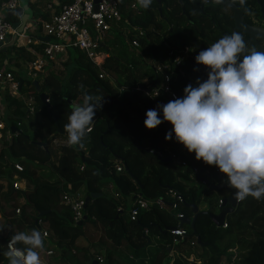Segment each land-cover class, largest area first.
<instances>
[{
	"label": "trees",
	"instance_id": "16d2710c",
	"mask_svg": "<svg viewBox=\"0 0 264 264\" xmlns=\"http://www.w3.org/2000/svg\"><path fill=\"white\" fill-rule=\"evenodd\" d=\"M57 1L61 6L71 0ZM179 1L159 0L158 4L152 0L148 9L141 8L136 1L138 14L126 8L129 2L125 4L124 0L121 1V20L118 26H115L116 29L110 31L115 35L111 45L116 54L110 53L103 41L109 33H106L102 45L98 48V51L107 54L100 68L109 74L111 72L112 83L107 79L98 78L97 66L91 63L83 52L73 47L66 48L67 59L60 64L61 68H52L42 75L39 88L40 92L46 94V104L39 101L30 79L19 76L13 67L9 71L5 70L11 73L14 81L22 80V83H26V89L20 87L19 93L31 96L35 106L28 112L22 100L11 96L7 89L0 91L5 129L10 130V126L19 124L20 130L8 141L3 135L5 129L0 131V181L5 183L3 186L0 182V263H4L6 259L5 243L12 235L43 228L48 232V240L40 252L42 264H85L90 257L93 259V256L99 253L98 249L105 251V259L101 264L127 263L126 260L120 259V256H116L114 251H119L118 255L133 252L134 258L140 261L137 264H142L146 257L138 252L145 253L148 250H151V254L147 257V264H158L160 256L167 254V249L171 248L172 239L169 232L163 234L161 231L166 227H176L178 222L171 214L156 208L139 212L135 220H130L128 211H116L118 199L115 200L108 193L107 185L122 199L136 191L144 198L162 197L165 203L173 200L168 194L171 190L181 195L185 203L197 205L200 200H206L208 211L217 212L218 201L223 197L213 194V190H206L203 184L186 187L178 182L179 175L188 180V175L192 173L191 164L182 168L170 160L164 162L156 155L158 152L164 156H168V153L182 155L189 163H193L200 174L201 170L208 166L197 161L195 153H189L182 144L176 142L174 132L171 141L165 140L166 134L172 132V125L163 121L162 110L161 125L153 130H147L144 126L146 112L158 109L155 101L146 93L147 85H157L161 79L154 68L148 66V62L164 63L179 57L182 48L188 49V54L180 57L178 65L170 66L171 79L180 76V69L184 70V76L178 77V80L175 78L171 83L172 89L178 98H181L182 92L188 86L186 76L191 73L193 67L197 71L196 76L203 82L208 77L209 69L198 65L194 60L199 52L223 36L236 31L228 10L206 2L201 12L200 0ZM231 1L236 5L240 4V0ZM250 5L264 7V0H245L242 5L246 9L243 19L248 24V12L250 13L252 8ZM59 6H56L54 11H57ZM30 7L36 23L48 20L47 10L42 11L43 8L35 4ZM208 9H213L210 16L207 15ZM3 17L11 23L16 20V17ZM124 20L129 24L126 33L120 29L124 27ZM162 21L166 22L165 27H162ZM132 26H138L143 31L141 36L136 37L137 49L124 45V41L128 43L137 36ZM38 27L40 28V25ZM43 45V42H40L38 46L32 47L35 52L39 48L38 52H42ZM11 51L17 55L8 58V64L12 63L18 67L19 60L24 61L25 66L34 62L35 57L31 52L23 50L20 46H12L5 53H0L2 69H6L3 56H7ZM46 64L53 65L49 62ZM42 67H33L32 71L40 74ZM80 85L84 86L88 94L104 97L103 106L97 109L94 117L91 132L84 139L85 150L82 151L83 148L79 146H50L52 138L68 139L64 126L71 114L70 103L83 102ZM33 141L44 144L36 145ZM164 147L168 148L167 153L163 152ZM115 159H120L124 166V170L118 174L112 167ZM14 163L21 166V171L13 167ZM49 165L54 171L53 182L36 174L38 169ZM79 165L82 166L81 170ZM210 167L212 169L213 166ZM14 175L25 181V189L11 188ZM204 178L209 179L208 176ZM225 178L223 175L224 180ZM225 181L227 182V178ZM80 188L84 197L89 193L102 195L87 202L82 210L86 218L77 224L72 221L70 209L60 203V196L64 190L75 191ZM18 199H22V202L18 203ZM177 206L183 216H191L190 210L184 205L178 203ZM40 211L44 213L38 215ZM224 224L225 227H215L207 215H197L193 229L200 244H197L195 237L191 235L189 226L182 224L180 227L188 232L175 249L176 255L187 258L192 254V264H229L231 261V264H264V198L256 200L249 196L243 201L239 200L236 207L225 215ZM143 230L152 237L157 236L152 248H149L151 244L146 243L147 235L143 236ZM98 231H102L101 235L99 233L100 236L92 242V236ZM50 238L57 240V244L64 245L62 254L53 260L48 259L44 253L45 249L51 247L48 245ZM80 238H83L89 247L94 248L93 256L88 249L77 244ZM197 246H201L198 251ZM17 247L23 245L18 244ZM144 247L148 249L143 250ZM234 250L236 255L233 254ZM113 256L114 260L110 263ZM185 258L176 256L173 264H191L185 261Z\"/></svg>",
	"mask_w": 264,
	"mask_h": 264
},
{
	"label": "clouds",
	"instance_id": "9594fccd",
	"mask_svg": "<svg viewBox=\"0 0 264 264\" xmlns=\"http://www.w3.org/2000/svg\"><path fill=\"white\" fill-rule=\"evenodd\" d=\"M137 3L148 9L152 0ZM195 60L209 69L207 79L197 80V87H185L183 98L148 110L144 126L153 130L163 121L170 123L166 141L174 132L176 142L195 153L197 161L217 167L236 199L260 200L264 198V51H249L241 32L234 31L200 51ZM80 89L83 102L71 105L64 131L70 146L83 148L104 97L88 94L83 85ZM45 235L37 229L12 235L4 253L8 264H42Z\"/></svg>",
	"mask_w": 264,
	"mask_h": 264
},
{
	"label": "built area",
	"instance_id": "2783aa9c",
	"mask_svg": "<svg viewBox=\"0 0 264 264\" xmlns=\"http://www.w3.org/2000/svg\"><path fill=\"white\" fill-rule=\"evenodd\" d=\"M122 0H100L96 3V8L94 10V4L92 0H71L68 4H63L59 6L57 11L51 9V6H47V9H51L49 18L47 21H44L40 24V29L43 32L47 41L43 42L42 47V59L39 58L34 62L28 64V69L32 70L33 67L39 69L46 62H52L54 58L60 54L63 50L68 47H73L83 52L85 57L95 66H97L98 78L107 79L109 82H113L111 75L100 68L105 55L102 51H98V48L102 45V40L104 39L106 33L109 31L112 25H116L121 20L120 15V3ZM17 6V0H3L0 1V10L4 9L6 11H11ZM126 8L133 10L138 14V11L135 8V2L130 1ZM123 24L128 26V22L125 20ZM137 33V36L133 37L129 44L133 47L138 46L136 37L141 36L143 31L141 29L133 28ZM23 32L17 33L12 28V23L3 16H0V42L6 40L7 35H15L18 37H23ZM25 37V36H24ZM27 41L28 38L25 37ZM29 41H27L28 43ZM101 44V45H100ZM211 46V44L209 45ZM208 46V47H209ZM187 51V50H186ZM182 48V52H186ZM180 61L179 57L172 59L174 65H178ZM165 71H169L167 65L162 66ZM163 73V80L159 85L152 87L148 94L150 98L155 101L157 107L167 104L169 101L177 99L178 96L175 91L172 89L170 73ZM18 83L13 80L10 72L2 70L0 68V91L7 89L11 93H16ZM154 86V85H153ZM33 98L28 96L25 107L28 112H31L32 106L31 102ZM47 101V99H46ZM18 125V124H17ZM4 126L0 122V130ZM9 134L8 130L5 131V135ZM53 145H61L63 142L56 139H51ZM174 157V155H171ZM181 165H184V162H180ZM13 167L17 171H21V166L17 163L13 164ZM113 168L115 172H120L123 169L122 162L115 160L113 162ZM213 174L216 177L223 178V174L219 169L213 166ZM19 187L16 181L11 182V188L17 189ZM172 201L165 203L163 199L157 198L151 201H147L140 196H136L131 202L128 208V217L130 220H135L139 212L149 211L151 208H156L160 211H165L166 213L171 214L176 220L182 218V213L179 212L177 204L180 203V199L176 193L171 192ZM238 199L236 202L238 203ZM218 201V205H219ZM60 203L67 206L71 211V217L73 222H78L81 220L83 215L84 208V196L77 191H66L62 192L60 196ZM17 212V209L15 210ZM222 227H225L223 222ZM42 234L45 235V241L48 240V232L45 229H40ZM172 235L171 243L172 246L176 245L177 239L181 242L187 231L181 227H173L168 230ZM10 240L6 241L5 247L7 251V245ZM192 244V243H190ZM178 246V245H176ZM5 251V252H6ZM45 255L49 256L52 254V250L45 249ZM95 260L97 263H102V258L96 256Z\"/></svg>",
	"mask_w": 264,
	"mask_h": 264
},
{
	"label": "crops",
	"instance_id": "0c3cea01",
	"mask_svg": "<svg viewBox=\"0 0 264 264\" xmlns=\"http://www.w3.org/2000/svg\"><path fill=\"white\" fill-rule=\"evenodd\" d=\"M0 1H3V0H0ZM31 4H35L37 7H39V8H43L42 9V11L45 9V10H47L48 12H49V14L51 13V9H54L56 6H58V5H60L59 4V2L57 1V0H50V1H48V0H17V7H19L20 9H21V11H22V13L25 15V17H26V15L27 16H29V23L28 22H26L25 24H24V28L21 30V32H23L22 34H23V37H18V36H15V39H14V42L12 43V44H10V42L12 41V36L13 35H7V37H6V44L5 45H3L2 47H0V53L1 54H3V53H5L7 50H9L12 46H20V47H22L23 48V50H26V51H28L29 53L31 52V54H32V56H34L35 57V59H34V61L35 60H37V59H39V58H41L42 59V52H38L39 50H40V48L35 52V48L34 47H32V46H38L39 44H40V42L41 41H47L46 40V37L44 36V34H43V32L41 31V29L38 27V25H40L39 23H36V19L34 18V16H33V14H32V9H31V7H30V5ZM51 6V9H47V6ZM1 11V10H0ZM6 15V14H5ZM1 16V15H0ZM4 16V15H3ZM16 20H18L17 19V17H16ZM13 22H15V21H13ZM12 22V23H13ZM127 22V21H126ZM128 26H129V24H128ZM124 27L126 28V30H127V25H125L124 24ZM133 28H137V29H140L138 26H132V29ZM142 30V29H141ZM134 31V30H133ZM27 37L28 38V40L27 41H29L28 43H27V41L25 40V37ZM18 41H20V43H18ZM130 47H132L131 45H130ZM132 48H135V49H137L138 48V46L137 47H132ZM181 51H182V49H181ZM104 53V52H103ZM186 54H188V50L185 52V54L183 53V52H181V55L179 56V58L180 57H182V55L184 56V55H186ZM190 54H192V53H190ZM17 54H16V52H14V51H11V52H8V56H3V63H4V65H5V68L6 69H2V70H10V69H13V68H15L16 70H17V74L19 75V76H22V78H24V76L25 77H31L32 79H34V78H36L37 77V75L38 74H36L34 71H32V70H30V69H28L29 67H28V65L27 66H25V64L23 63L24 61H22V60H19V66L18 67H15L14 65H12V63H9L8 64V62H7V59L8 58H10L11 56H16ZM104 55H105V57H107V54H105L104 53ZM56 58H57V62H50V63H52L53 65H50V64H44L43 66L44 67H42V69L44 70V68L45 67H47V68H45V69H48V70H51L52 69V66H60V64L62 63V62H64L66 59H67V49H65V50H63L60 54H58L57 56H56ZM194 59V58H193ZM104 60V59H103ZM195 60V59H194ZM103 62V61H102ZM29 64V63H28ZM23 65V66H22ZM165 65H167L168 67H169V73H170V75H172V72H171V70H170V66L171 67H173V63H172V59L171 60H167V61H165L164 63H162V62H148V66L149 67H153L154 68V71L155 72H157L159 75L158 76H160L161 77V79H160V82L163 80V73L164 72H167V71H165L164 69H163V67L162 66H165ZM57 66V67H58ZM174 66H176V65H174ZM13 67V68H12ZM51 67V68H50ZM47 70V71H48ZM7 71V72H8ZM179 72L181 73L180 74V76H175L174 78H170V80H171V83H173V81L175 80V78H177V80H178V77H183L184 76V70H182V69H180L179 70ZM24 73V74H23ZM44 73H46V71L44 72ZM43 73V74H44ZM110 74H111V72H110ZM114 74V73H113ZM183 75V76H182ZM42 76V75H41ZM112 77V76H111ZM112 79H113V77H112ZM36 80V79H35ZM36 82L37 83H39V81L38 80H36ZM160 82L157 84V85H159L160 84ZM18 83V82H17ZM152 85H154V86H152ZM151 86H150V84L149 85H147V88H148V90L146 91V93H148V91H150V89L152 88V87H155V86H157V85H155V84H152ZM22 88V89H26V83L24 82V83H22V80H21V83H20V86L18 87L17 86V91H15L16 93H14V94H12L11 92H9V93H11L10 95L11 96H14V97H16V98H19L20 100H22V102L24 103V104H26V101H27V98H28V96H25L24 94H22V93H19V88ZM24 96V97H23ZM184 97V92H182V95H181V98H183ZM71 105L72 104H75L74 102H71L70 103ZM70 105V106H71ZM31 106H32V109H34L33 107L35 106L34 105V99H33V101L31 102ZM3 109H4V106L2 105V104H0V122H1V124H3V126L5 125L4 124V122H3V120H4V116H3ZM18 126H19V124L17 125H15L14 127H16L17 129H18ZM5 129V126H4V128L3 129H1L0 131H2V130H4ZM6 130H8V129H5L4 130V138L8 141L9 140V138L13 135V134H15V133H19L20 132V130H19V132H13L12 134L10 133V130H8V132H9V134H7V135H5V131ZM53 139V138H52ZM54 139H56V138H54ZM56 140H58V141H61V142H63V144H61V145H64V146H68L69 144H68V142H67V140H59V139H56ZM50 146H55V145H53L52 143H51V141H50ZM56 146H58V145H56ZM60 146V145H59ZM85 149L83 148L82 149V151H84ZM167 151H168V148L167 147H164L163 148V152H166L167 153ZM158 157H160L161 159H163V161L164 162H166L167 160H166V158H170V161L173 163V164H176V165H179L180 167H182V168H186L188 165H190V167L192 168V173H190L189 175H188V180H190V181H193L194 182V179H196V173H198V175L199 176H201V177H205V176H203V175H201L196 169H195V167L193 166V163H189V160H187V159H184V157L182 156V155H180V156H177V155H174V154H169L168 153V156H164L163 154H161V153H157L156 154ZM171 155H174V157H171ZM115 160H119V161H121L120 159H115ZM114 160V161H115ZM113 161V162H114ZM181 161H183L184 162V165H181L180 164V162ZM113 162H112V167H113ZM122 162V161H121ZM122 165H123V163H122ZM81 165H79V169L81 170ZM124 170V166H123V169H122V171ZM122 171H120V172H116L117 174L118 173H121ZM214 175V174H213ZM215 175H214V177L213 178H211L212 180H210L211 181V183L213 184V183H215ZM16 178H18L16 175H14L13 177H12V179L13 180H17ZM225 180H226V178H225ZM18 181H19V183H18V185H19V187L17 188V189H21V190H23V189H25V186H26V184H25V181L23 180V179H21V178H19L18 179ZM183 181V180H182ZM179 178H178V182L179 183H181L182 185H186V187H189L190 185H195V186H197L196 184H194V183H192V184H189V182L188 181H184V182H182ZM131 182V181H130ZM134 181L132 180V182L131 183H133ZM226 183H228V182H226ZM199 184H201V183H199ZM204 185V184H203ZM67 186V185H66ZM205 187H206V190H208L209 188L205 185ZM113 190L114 189H112V187L110 186V185H107V191H108V193H110L111 194V196L113 197L114 196V199L116 200V199H118V201H117V206H116V211L117 212H122V211H128V205L130 206V204H131V202L134 200V198L136 197V196H140V197H142V198H144V196L143 195H141V193H139V192H136V191H134L132 194H129L125 199H122L121 197H120V195L118 196L115 192H113ZM66 191H68V190H64V192H66ZM75 191H77V192H79L80 194H82L83 195V193H82V188H80V189H78V190H75ZM171 190H169V192H168V194H169V196L171 197ZM215 192V191H214ZM101 194V193H100ZM109 194V195H110ZM177 195H179L178 193H176ZM102 195V194H101ZM226 195V192H225V194L224 195H222L221 197H224ZM84 196V195H83ZM181 196V195H180ZM158 198H160V199H162V197H158ZM145 200H147V201H151V200H154L153 198L151 199V198H144ZM155 199H157V198H155ZM21 200V199H20ZM122 205H124V207L122 206ZM208 208V203H207V201L205 200H200L198 203H197V210L198 211H202V210H206ZM144 230H146V229H144ZM143 230V232H142V234H143V236H145V235H147L146 236V243H149V244H151V247H149V248H152V246L155 244V238H157V236L155 235L154 237H151V238H149V235H148V233L146 232V231H144ZM100 232H102V231H98L97 232V234L96 235H94V236H92V238H96L97 239V237L98 236H100L101 235V233ZM162 232V231H161ZM99 233H100V235H99ZM85 243H86V241H85ZM82 246H84L86 249H88V251H89V253H90V250H93L94 248H92V247H89V244L88 243H86L85 245H82ZM177 248V246L175 245V246H173V249L172 250H169V249H167V254H164V255H162V256H160L161 257V259L160 260H158V256H159V254L156 256V258H155V260L157 261L158 260V264H173V261H174V258H176L175 257V255H176V253H175V249ZM144 249H148V248H143V250ZM142 250V251H143ZM94 251V250H93ZM96 253V252H95ZM139 253V255H144L145 256V254L148 256V254H151V250H148V251H146L145 253L143 252H138ZM96 256H100L101 258H102V261H103V259H104V256H103V254H99V253H97V254H95ZM125 255H127V253H123L121 256H120V259H122V260H124V256ZM47 256V255H46ZM96 256H93V259H95V257ZM178 256V255H177ZM182 257H184L183 255H181ZM126 257H128L130 260H132L133 261V264H135V263H139L140 261L138 260V259H135L134 258V254H133V252H128V256H126ZM185 258V257H184ZM193 258H194V256L192 255V254H190L187 258H185L187 261H190V259H192L193 260ZM128 260V259H127ZM126 262V261H125ZM0 264H8V260H7V258L5 259V261H4V263H0ZM101 264V263H100ZM125 264H127V263H125Z\"/></svg>",
	"mask_w": 264,
	"mask_h": 264
},
{
	"label": "water",
	"instance_id": "95a60500",
	"mask_svg": "<svg viewBox=\"0 0 264 264\" xmlns=\"http://www.w3.org/2000/svg\"><path fill=\"white\" fill-rule=\"evenodd\" d=\"M99 1L100 0H92V2L94 4V10L96 8V3H98ZM133 1L136 2L137 0H133ZM155 1L159 4V0H155ZM177 2L179 3L180 1L177 0ZM206 2H211L212 4H214L218 7H221V8L228 10L230 13V19L232 21L233 28L236 31H239V32L243 33L245 36H247L248 41L251 44L256 45L257 43H259L260 44L259 47L264 49V35H263L264 30L262 28H260L259 26L250 25L244 21V19H243L244 8L241 4L236 5L231 0H200L199 9L201 12L203 9V5ZM159 11H160V8L158 7V12ZM6 16L8 18L17 17L18 20H15V22L12 23V28L17 33L21 32V30L24 28V24L26 22L29 23V21H28L29 16L26 15V17H25V15L22 13V11L19 7H16L11 11H7ZM14 39H15V35L12 36V41L10 42V44H12L14 42ZM47 39L48 38H46V40ZM5 44H6V40H4L3 42H0V47H2ZM20 83H21V80H19V82H18V87L20 86ZM31 85L33 86L34 92L37 94L39 101L46 104L48 102V101H46V94L40 92V88H39V85L36 82V80H31ZM54 124L56 126V131H58V127H57L55 122H54ZM9 129H10L11 134L13 132H19V130L14 126H10ZM33 143L36 145H43L44 144L43 142H40V141H33ZM166 160L169 161L170 158L168 157V158H166ZM195 175H196L195 180L201 184L206 185L210 190L217 192L221 189H224L226 191V195L219 202L218 209H217L216 213H211L208 211V209H206L205 211L204 210L198 211L196 204L185 203L183 200V197L180 195H177L180 199V203L182 205H184V207L188 208L191 212V216H182V218L177 219V221H178L177 227H180L182 224L188 225L189 228L191 229V235L195 237V241L197 242V244H200V240H199L198 236L195 234V230L193 229V224H194L196 216L199 214H205L212 221V223L215 225V227H220V226H222V224L224 222L225 215L227 213L231 212L236 207L237 202H236V198H235V190L232 189L230 186H228V183H226V181L223 178L221 179L220 177H215V183L212 184L210 179L201 177L198 175V173H196ZM6 179L9 180L7 177H6ZM100 196H101L100 193H89L88 195H86L84 197V208L86 207V204L90 199L100 197ZM43 213H44V211H40L38 215H41ZM85 218H86L85 215H82L81 220L76 222V223L80 224L81 221L84 220ZM172 228L173 227H166L162 230V233L164 234L166 231H168ZM179 257L184 259L181 255H179ZM185 261H187V260H185ZM187 262L192 264L191 261H187ZM85 264H97V261L90 257L85 262Z\"/></svg>",
	"mask_w": 264,
	"mask_h": 264
},
{
	"label": "rangeland",
	"instance_id": "374dc122",
	"mask_svg": "<svg viewBox=\"0 0 264 264\" xmlns=\"http://www.w3.org/2000/svg\"><path fill=\"white\" fill-rule=\"evenodd\" d=\"M131 0H124V3L125 4H127L128 2H130ZM136 4V3H135ZM212 11H213V9H208L207 10V14H210V13H212ZM6 10H4V9H1V11H0V15L1 16H3V15H5L6 14ZM184 22L185 23H188V22H186V20H184ZM183 22V23H184ZM166 22H164V21H162V27H165V25H167V24H165ZM185 25V24H184ZM116 25H112L111 27H112V29H110L107 33H109V36L105 39V40H103L104 42H105V44H106V48L108 47L109 48V52L111 53H114V54H116L115 53V51L112 49V43L114 42V36L115 35H113V33L112 32H110L111 30H113V29H116V27H115ZM117 26H118V24H117ZM124 33H126V28H124V27H121L120 28ZM113 36V37H112ZM18 43H20V41H18ZM124 45H125V47H130V45H129V42L127 43V42H125L124 41ZM131 48V47H130ZM184 50L186 51V50H188L187 48H184ZM8 56V55H7ZM57 60V58L55 57L54 58V60L52 61V62H57L56 61ZM23 66V65H22ZM58 66V65H57ZM55 66L54 65V67H52L53 69L52 70H55L54 68H61V66ZM1 68V67H0ZM45 68H47V67H45ZM44 68V70L42 71V73H40V74H38L37 75V77L36 78H34V79H32L31 77H25L24 76V79L25 78H27V79H30V80H38L39 81V83H38V85L40 84V82H41V80H42V76L41 75H43V73L45 72V71H47L48 69H45ZM51 68V67H50ZM3 69H4V67H3ZM195 68L193 67V69H192V71H191V73H189V74H187V76H186V79H187V81H186V83L189 85V84H191L193 87H197L198 85H197V80H199L200 82H203L198 76H196V70H194ZM24 74V73H23ZM9 94H11V93H9ZM13 94V93H12ZM24 97V96H23ZM21 126H23V124L21 125ZM201 162H203L202 160H201ZM53 168L49 165L48 167H43L42 169H38L37 170V172H36V174H39V176H41V177H43V178H45V180H48L49 182H53L54 181V179H55V177H54V174H53ZM201 174L202 175H205V176H208L209 177V179L210 178H213V167H212V169H211V167L208 165V166H206V168H203L202 170H201ZM179 177V179L182 181V182H184V181H188L189 182V184H192V183H194V184H196V185H198L199 184V182H197L196 180H195V182H193V181H190V180H186V179H184L183 177H181L180 175L178 176ZM17 180H14V181H16L17 183H19V181H18V179L19 178H16ZM210 180H212V179H210ZM13 181V180H12ZM0 182H2V181H0ZM2 184H3V186H5V183H3L2 182ZM26 187V186H25ZM4 189V188H3ZM214 192V191H213ZM225 190L224 189H221V190H219V191H217V192H214L213 194H217V195H219V196H222V195H224L225 194ZM113 198H114V196H113ZM17 202L19 203V202H22V199L20 200V199H18L17 200ZM128 208H129V205H128ZM1 222H2V219L0 218V225H1ZM152 236H150L149 235V238H151ZM225 239V238H224ZM96 241V238L94 239V238H92V242H95ZM77 244H79L80 246H82V245H85L86 243H85V240L83 239V238H80V239H78V241H77ZM181 244V242L177 239V242H176V245H180ZM48 245H50L51 247H49V249L50 250H52V254L51 255H49L47 258L48 259H55V258H57L58 257V255L61 253L62 254V252H63V248L62 247H64V245L62 244V243H59V244H57V240H55L54 238H50L49 239V241H48ZM186 246H188V245H186ZM190 246V245H189ZM52 247H54V248H52ZM198 248H201V246H197V251L199 250ZM122 249V251H126L125 249H123V248H121ZM114 251V250H113ZM97 252H99V254H103V256H104V259H105V251H103V249H98L97 250ZM118 252L119 251H114V253L116 254V256H121V255H118ZM64 253H65V250H64ZM90 253H91V255L93 256L94 255V251L93 250H90ZM233 254H235L236 255V251L234 250L233 251ZM126 256H128V254L127 255H125L124 256V260H126V262L127 263H129V264H133V261L132 260H130L128 257H126ZM150 256V254H148V256L145 254V257H146V259H145V262L144 263H142V264H147V261L149 260V259H147V257H149ZM234 258V257H233ZM232 258V259H233ZM103 259V260H104ZM128 259V260H127ZM197 259V258H196ZM113 260H114V256H113V258H111V260H110V263H112L113 262ZM191 260V259H190ZM197 262V261H196ZM232 263V261L229 263V264H231ZM103 264H107L106 262H104ZM135 264H137V263H135ZM197 264V263H196ZM198 264H200V262L198 263ZM223 264V263H222Z\"/></svg>",
	"mask_w": 264,
	"mask_h": 264
},
{
	"label": "flooded vegetation",
	"instance_id": "af4514ba",
	"mask_svg": "<svg viewBox=\"0 0 264 264\" xmlns=\"http://www.w3.org/2000/svg\"><path fill=\"white\" fill-rule=\"evenodd\" d=\"M252 8H251V11L250 13L248 12V17H247V22H249L250 25H256V26H259L260 28H262L264 30V7H254L252 5H250ZM244 8V7H243ZM245 8H244V12H243V16H244V13H245ZM247 14V13H246ZM208 16H210V14H207ZM244 37V40H245V43L247 45V49L250 51L251 49L255 48L259 51H264V49L260 48V44L257 43L256 45H253L251 44L249 41H248V38L247 36H245L243 33H241ZM264 35V34H263ZM210 45V44H209ZM208 45V46H209ZM212 45V44H211Z\"/></svg>",
	"mask_w": 264,
	"mask_h": 264
}]
</instances>
